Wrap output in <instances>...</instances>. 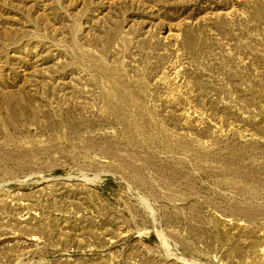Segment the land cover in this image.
Wrapping results in <instances>:
<instances>
[{"label": "rangeland", "instance_id": "374dc122", "mask_svg": "<svg viewBox=\"0 0 264 264\" xmlns=\"http://www.w3.org/2000/svg\"><path fill=\"white\" fill-rule=\"evenodd\" d=\"M0 264H264V0H0Z\"/></svg>", "mask_w": 264, "mask_h": 264}]
</instances>
